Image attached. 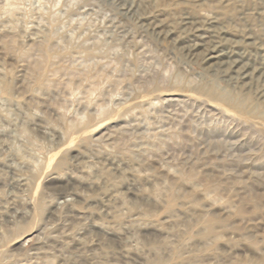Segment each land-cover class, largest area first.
I'll return each mask as SVG.
<instances>
[{
	"label": "rangeland",
	"instance_id": "rangeland-1",
	"mask_svg": "<svg viewBox=\"0 0 264 264\" xmlns=\"http://www.w3.org/2000/svg\"><path fill=\"white\" fill-rule=\"evenodd\" d=\"M182 18L264 73V0H0V264H264V74Z\"/></svg>",
	"mask_w": 264,
	"mask_h": 264
},
{
	"label": "bare ground",
	"instance_id": "bare-ground-1",
	"mask_svg": "<svg viewBox=\"0 0 264 264\" xmlns=\"http://www.w3.org/2000/svg\"><path fill=\"white\" fill-rule=\"evenodd\" d=\"M145 18L150 29L157 35H161L165 38L175 36L174 31L170 28H167L166 25L164 26L162 22L150 17ZM180 24L184 25L183 28L189 32V36L188 38H186L189 43V45L186 46L187 51L200 57V61L207 71L218 72L219 75L225 78L228 82L233 83V85H237L238 88H241L243 90L244 88H250L254 79H257L258 77H260L259 75L264 74L261 73L260 69L252 68L248 64H246L244 57L235 56L233 54L234 50L226 51V48L222 46L221 42L219 40L217 41V39H219V34L216 30H212L209 35L210 29L207 28L206 31H208V33H206V35L201 33L199 34L198 32L200 31V29L193 28L192 24L188 21L187 18H182ZM207 38L210 39L206 40ZM196 39L198 41H196ZM189 41L192 43H190ZM198 50H200L201 52L199 51L200 53H198ZM257 74L259 75L257 76ZM262 82L264 83V78ZM257 93V96L263 99L262 102L264 103V84L261 87H258ZM247 101V98L241 99V103L239 104H244ZM234 107L238 108L239 106H236V104H234ZM262 113V118H264V110ZM260 128V131L264 133V126ZM170 201L173 202L172 199ZM214 223L215 221L213 219H209L206 221V230L208 232H211L213 230Z\"/></svg>",
	"mask_w": 264,
	"mask_h": 264
}]
</instances>
